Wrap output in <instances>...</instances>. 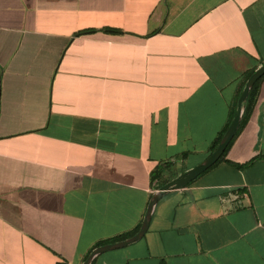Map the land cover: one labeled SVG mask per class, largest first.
I'll list each match as a JSON object with an SVG mask.
<instances>
[{
    "label": "crops",
    "instance_id": "0c3cea01",
    "mask_svg": "<svg viewBox=\"0 0 264 264\" xmlns=\"http://www.w3.org/2000/svg\"><path fill=\"white\" fill-rule=\"evenodd\" d=\"M263 65L264 0H0V264H83L134 230ZM226 158L255 161L170 191L92 264H264V80Z\"/></svg>",
    "mask_w": 264,
    "mask_h": 264
},
{
    "label": "water",
    "instance_id": "95a60500",
    "mask_svg": "<svg viewBox=\"0 0 264 264\" xmlns=\"http://www.w3.org/2000/svg\"><path fill=\"white\" fill-rule=\"evenodd\" d=\"M264 76V65L257 69L248 79L246 86L238 100V110L237 113L229 126L228 131L224 135L221 143L217 147V149L207 158V160L199 165L198 167L194 168L193 170L183 174L181 177L177 178L176 180L169 182L168 184L164 185L152 198V200L149 203L146 215L144 217V220L142 222V226L139 230V232L134 235L133 237L119 241L116 243L100 246L96 249H94L88 258L85 260L83 264H92L94 259L108 251L113 250H119L123 249L129 245H132L138 241H140L145 234L147 233L152 214L154 211V208L158 204V202L170 191L175 189H180L186 185H188L190 182L195 180L197 177H199L201 174L206 172L209 168H211L215 163L218 162V160L221 158V156L224 154L225 150L227 149L228 145L230 144L231 140L234 138V136L237 133V130L240 126L241 118L244 112V103L246 102L248 95L250 93L251 88L253 85L262 77Z\"/></svg>",
    "mask_w": 264,
    "mask_h": 264
},
{
    "label": "trees",
    "instance_id": "16d2710c",
    "mask_svg": "<svg viewBox=\"0 0 264 264\" xmlns=\"http://www.w3.org/2000/svg\"><path fill=\"white\" fill-rule=\"evenodd\" d=\"M110 31H114L116 32V30H110ZM255 72V70L249 72V74L246 76L244 82H243V87H242V90H241V93L239 95V97L237 98V100L235 101L234 103V106H233V117L231 118V120L229 121V123H227V125L225 126V128L217 135L216 139L214 140V142L212 143L211 147H210V155L217 149V147L219 146V144L221 143L224 135L226 134V132L228 131L229 129V126L231 125L236 113H237V110H238V100L246 86V83L248 81V79L250 78V76ZM264 80V76L259 79L254 85L253 87L251 88L250 90V93L248 95V98L246 100V102L244 103V112H243V115H242V118H241V122H240V126L237 130V133L236 135L234 136V138L231 140L230 144L228 145L227 149L225 150L224 154L221 156V158L218 160L217 163H215L211 168L219 165L220 163L222 162H226L230 165H232L233 167H235L236 169L238 170H244L246 169L247 167H249L250 165L253 164V162L255 161V159L245 163V164H237V163H234V162H231L229 160H227L226 156H227V152L229 150V148L231 147V145L233 144V142L235 141V139L238 137L239 133L241 132V130L247 125V123L249 122L251 116H252V113H253V110L256 106V103L258 101V98H259V94H260V85H261V82ZM209 168V169H211ZM208 169V170H209ZM207 170V171H208ZM195 180H193L192 182H190L188 185H190L191 183H193ZM142 226V223L139 224L134 230L128 232V233H125V234H122L120 236H117V237H114V238H111V239H107V240H104V241H100L98 242L94 248L91 250V252L100 247V246H104V245H108V244H112V243H116V242H119V241H123V240H126V239H129L131 237H133L134 235H136L140 228ZM90 252V253H91ZM90 253L87 255L86 259L88 258V256L90 255ZM85 259V260H86ZM59 264H64V263H59Z\"/></svg>",
    "mask_w": 264,
    "mask_h": 264
},
{
    "label": "rangeland",
    "instance_id": "374dc122",
    "mask_svg": "<svg viewBox=\"0 0 264 264\" xmlns=\"http://www.w3.org/2000/svg\"><path fill=\"white\" fill-rule=\"evenodd\" d=\"M174 175H171V177H173ZM128 248H130V247H128ZM124 251L123 252H127V251H125V250H132V249H127V248H125V249H123ZM117 261H119V259L117 260ZM115 264H117V262H115Z\"/></svg>",
    "mask_w": 264,
    "mask_h": 264
}]
</instances>
